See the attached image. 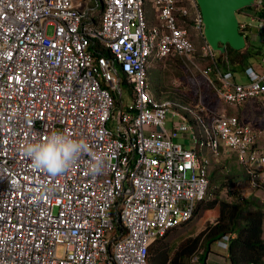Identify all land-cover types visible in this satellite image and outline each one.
Here are the masks:
<instances>
[{
	"label": "built area",
	"instance_id": "obj_1",
	"mask_svg": "<svg viewBox=\"0 0 264 264\" xmlns=\"http://www.w3.org/2000/svg\"><path fill=\"white\" fill-rule=\"evenodd\" d=\"M180 1L0 0V264H148L149 247L191 221L227 150L262 187L263 130L225 106L264 100V61L262 73L223 70L199 11ZM238 13L249 47L264 34V0ZM172 58L220 110L153 96L149 67ZM51 131L85 138L102 172L91 174L87 155L55 177L34 168L23 146Z\"/></svg>",
	"mask_w": 264,
	"mask_h": 264
},
{
	"label": "rangeland",
	"instance_id": "obj_2",
	"mask_svg": "<svg viewBox=\"0 0 264 264\" xmlns=\"http://www.w3.org/2000/svg\"><path fill=\"white\" fill-rule=\"evenodd\" d=\"M180 7L189 10L191 17L198 11L195 0H181L179 3ZM147 10V8H146ZM237 20L241 22L243 19L239 13H236ZM51 33V28L48 29V34ZM193 34V30L191 29ZM193 42L197 48L201 46L202 39L198 35L193 37ZM230 49V48H229ZM217 55H220V50H214ZM249 54L239 64V70L245 66H253L254 69L260 68L264 61V43L261 42L253 44L248 48ZM233 52H235L233 50ZM241 54H245L242 51ZM239 57L237 56V59ZM240 62V59L237 60ZM208 65V62H199V66L204 68ZM149 84H151L152 94L156 98H169L177 102L187 103H197L199 99L202 100L203 104L210 110H220L223 106L216 99L214 92L208 86L206 81L200 77L197 72L191 73L189 69L185 66V63L176 58L152 62L149 67L148 72ZM123 108L131 106L132 99L128 92L123 94ZM227 113L237 116H242L244 120L254 123L257 127L263 130V137L261 138L259 145L264 147V100L251 103L249 105H244L241 108H231L225 106ZM217 110V111H218ZM223 112V110H221ZM171 117L168 116L167 119ZM116 123V122H114ZM112 127V126H111ZM180 143H184L181 137L178 138ZM188 143V142H187ZM220 162L215 163L213 168L209 170V178L212 177V172L215 171L217 181L214 182L213 189L220 185L218 176L226 174H232L237 176L230 191L237 192L240 197L244 199L247 197H253L255 205L261 208L264 212V173L259 174L260 182L262 183L261 188L253 187L246 178V173L244 169L238 164L236 158H232V152L227 150L224 152ZM212 186V185H211ZM220 187V186H219ZM219 200H228L230 197L226 194V187L222 185L218 193ZM217 218V210H206V208H199L196 216L188 222L186 225L177 227L176 229L168 232L165 237L155 244L157 250L156 256L152 263L150 264H163L166 258L168 261L165 264H171V260L179 252V248L183 244H189V242L196 237H199V242L196 248L190 255H187L178 260L179 264H190L189 260L193 254L199 256L200 264H230L227 251L216 246V242H213L206 246L205 241L209 235L208 230L205 231L207 226H212L215 224ZM262 240L264 241V220L262 224ZM210 231V229H209ZM203 233V236H201ZM201 234V235H200ZM207 247V249H206ZM204 259V261H203Z\"/></svg>",
	"mask_w": 264,
	"mask_h": 264
},
{
	"label": "trees",
	"instance_id": "obj_3",
	"mask_svg": "<svg viewBox=\"0 0 264 264\" xmlns=\"http://www.w3.org/2000/svg\"><path fill=\"white\" fill-rule=\"evenodd\" d=\"M248 7L243 8L238 12L246 10ZM231 51L233 52L232 49ZM242 51H245V54L238 56V59L241 61L240 64L244 65L242 64V61L250 54L246 48L241 51H235V53L239 54ZM238 59L237 57L233 58V61ZM235 178L237 179V176L232 174L218 176L220 187L218 186L215 190L213 187L214 182L217 181V178L215 171H213L212 177H210L209 180L207 196L205 200L197 203L193 218L196 216L199 208L201 207L206 208V210L216 209L217 218L215 224L210 227L207 226L205 229V231L208 230L209 232V235L205 241L206 246L220 240L225 235H229V241L227 243L228 247L226 251L230 264H264V241L262 240L264 212L261 208L255 205L256 202L253 201V197H247L244 199L243 197H240L237 192L230 191L232 187V183H230V181L234 182ZM222 185L226 187V194L228 197H230V201L219 200L218 193L220 189H222ZM172 230H169L168 232ZM168 232H166L165 235ZM165 235L157 239L149 247L148 264L152 263V260H154L157 250L159 249L155 247V244L162 240ZM201 236H203V233ZM199 237L200 236L191 240L188 245H181L179 252L170 263L179 264V259L190 255L196 248L199 242ZM167 261L168 259L166 258L163 264H165Z\"/></svg>",
	"mask_w": 264,
	"mask_h": 264
},
{
	"label": "clouds",
	"instance_id": "obj_4",
	"mask_svg": "<svg viewBox=\"0 0 264 264\" xmlns=\"http://www.w3.org/2000/svg\"><path fill=\"white\" fill-rule=\"evenodd\" d=\"M23 153L34 168L53 177L71 169L84 155L91 157V174L102 172L104 165L103 156L94 152L85 138L68 131H51L45 138L29 141Z\"/></svg>",
	"mask_w": 264,
	"mask_h": 264
},
{
	"label": "water",
	"instance_id": "obj_5",
	"mask_svg": "<svg viewBox=\"0 0 264 264\" xmlns=\"http://www.w3.org/2000/svg\"><path fill=\"white\" fill-rule=\"evenodd\" d=\"M203 22V35L213 50L224 51L225 46L234 51L246 48L239 34L236 13L250 6L253 0H195Z\"/></svg>",
	"mask_w": 264,
	"mask_h": 264
},
{
	"label": "crops",
	"instance_id": "obj_6",
	"mask_svg": "<svg viewBox=\"0 0 264 264\" xmlns=\"http://www.w3.org/2000/svg\"><path fill=\"white\" fill-rule=\"evenodd\" d=\"M199 11V10H198ZM203 28H204V26H203ZM193 30V29H192ZM192 34V33H191ZM193 34H194V30H193ZM194 37H196V36H194ZM264 34L263 33H259L257 36H256V38H255V40H253L250 44H249V47H251L253 44H255V43H258V42H261L262 44L264 43ZM249 47H246V50L249 48ZM240 55H242L241 53H235V52H232L231 51V49L229 50V47H226V48H224V51L223 52H221L220 53V55H217V57H220V58H225L227 61H222L221 62V68L223 69V70H230V71H232V72H235V73H241L242 71H243V69L244 68H246V67H250V66H245V67H243L242 69H240V72H238L239 70H237V69H239L238 67H239V64H240V62H237V60L235 61H233V58H236L237 56H240ZM253 69H254V67L253 66H251ZM236 70V71H235ZM255 71L256 72H258V73H262V67L260 66V68H258L257 70L255 69ZM243 81H244V78L242 79ZM148 81H149V77H148ZM150 86H151V84H150ZM126 92H128V91H126ZM129 93V92H128ZM129 95H130V93H129ZM131 97V96H130ZM123 98V97H122ZM123 101V100H122ZM127 107H125L124 109H126ZM170 121H172V120H170ZM169 126V120L167 121V127ZM180 137V136H179ZM179 137H177V140L179 141ZM184 135L181 137V139L183 140L184 139Z\"/></svg>",
	"mask_w": 264,
	"mask_h": 264
},
{
	"label": "flooded vegetation",
	"instance_id": "obj_7",
	"mask_svg": "<svg viewBox=\"0 0 264 264\" xmlns=\"http://www.w3.org/2000/svg\"><path fill=\"white\" fill-rule=\"evenodd\" d=\"M227 46H225V48H226Z\"/></svg>",
	"mask_w": 264,
	"mask_h": 264
}]
</instances>
